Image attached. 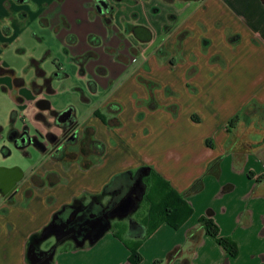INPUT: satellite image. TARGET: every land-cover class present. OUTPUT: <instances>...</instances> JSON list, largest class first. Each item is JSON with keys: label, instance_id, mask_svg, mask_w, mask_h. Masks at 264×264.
Returning <instances> with one entry per match:
<instances>
[{"label": "crops", "instance_id": "1", "mask_svg": "<svg viewBox=\"0 0 264 264\" xmlns=\"http://www.w3.org/2000/svg\"><path fill=\"white\" fill-rule=\"evenodd\" d=\"M94 1L0 0V43L12 35L17 16L27 20L26 8L38 7L43 10L40 23L50 26L59 42L44 50L53 71L62 70L55 63L60 53L80 78L78 84L65 85L67 73L52 81L54 93L35 95L30 82L25 85L20 78L24 84L16 86L13 79L19 77L12 76L15 88H29L22 97L20 89L16 99L32 108L45 149L34 147L33 165L22 170L12 191L0 192V264H31L29 244L55 213L63 207L70 215L79 206H107L112 194L101 192L110 179L142 166L186 196L192 207L186 221L173 228L160 220L148 231L147 205L140 220L113 225L115 219L132 217L142 193L132 211L111 214L91 242L65 238L50 259L35 264H131L127 244L141 256L138 264H264V118H241L227 129L251 99L264 103V0H121L124 8L113 4L110 24ZM154 1L159 11L151 10ZM53 4L55 12L46 14L45 5ZM151 11L170 17L153 20ZM125 22L147 29L149 37L140 39L131 29L122 32ZM89 34L101 43H88ZM86 51L95 57L79 75L74 58ZM147 81L156 84L152 91ZM68 90L76 93L73 103L61 110L51 107L49 96ZM84 105L90 110L80 120ZM52 109H70L75 126L73 136L48 146L46 133H62L48 115ZM6 130L0 125L1 136ZM0 147V159L10 155V149L3 152L6 144ZM4 168L14 167H0L8 173ZM202 216L211 217L219 234L236 243L235 256L205 233ZM40 248L46 252L48 246Z\"/></svg>", "mask_w": 264, "mask_h": 264}, {"label": "trees", "instance_id": "2", "mask_svg": "<svg viewBox=\"0 0 264 264\" xmlns=\"http://www.w3.org/2000/svg\"><path fill=\"white\" fill-rule=\"evenodd\" d=\"M87 42L93 45H99L101 43L100 38L94 34H89L87 36ZM47 57V53H45L40 59L31 57L26 67L32 69L34 73L29 85L35 95L42 92L45 94L54 93L55 88L52 86V81L67 77V73L58 67H56L51 73H47L42 66L43 60ZM94 57L95 54L92 51H86L82 55L74 58V61L78 65L79 75L84 74L85 63ZM96 72L102 73L98 67L96 68ZM13 80L16 86H22L24 84L23 80L20 78H14ZM88 83L90 90L94 91L95 87H92V81H89ZM145 83L149 91H152L156 86V84L152 82L147 81ZM82 99L86 100L85 97ZM252 116H255L259 120L264 118V103H258L256 100L251 99L239 114H236L227 122V129L235 127L241 118L250 120ZM14 118H16V114L15 111H12L10 120ZM23 126L27 128L26 125ZM62 137V133L60 135H56L52 132L46 133L47 140L56 144L62 140ZM32 138L33 142L31 145L40 150L45 149L44 143L39 140L36 135H33ZM261 142L264 143V135ZM2 149L4 152L5 148ZM145 178H148L149 183H146L144 180ZM101 193L112 194L107 207L110 209V213L114 216H124L126 213L132 211L137 205L136 199L141 197L143 193V196L149 205L148 213L145 218V224L148 225V231H151L160 220H164L173 228H178L192 213V207L187 201L186 196L173 189L166 180L153 172L148 166L139 167L134 173L131 171H125L114 175L104 186ZM199 223L205 233L213 237L225 252L230 256H235L237 254L238 248L236 243L230 237L221 236L219 234L218 226L211 217L202 216L199 218ZM127 247L131 252L129 261L131 264H138L141 260V256L137 253L136 248L129 246L128 244ZM183 264H188V261H184Z\"/></svg>", "mask_w": 264, "mask_h": 264}, {"label": "rangeland", "instance_id": "3", "mask_svg": "<svg viewBox=\"0 0 264 264\" xmlns=\"http://www.w3.org/2000/svg\"><path fill=\"white\" fill-rule=\"evenodd\" d=\"M111 1L115 6H117L120 10L124 8L123 2H118L121 0H108ZM155 1L151 6V10L154 8L159 11L161 9L159 6L155 5ZM159 5V4H158ZM29 10V18L27 20H22L21 18L16 17L15 21L13 22L11 32L12 35L10 38L3 39L1 37L0 43V125L3 128L8 127L10 123V119L12 116V111H17V115H19V119L17 120V125L22 126L25 124L29 127L30 130L27 129V134L36 135L38 137V132H36L35 125L37 124L34 122L32 108H28L24 102H19L16 97L18 91L22 97V93L24 89H29L28 86H23L21 88H15L12 84V76L16 75L19 78H22L25 81V85H28L30 82L33 74L32 69L26 68L31 57L33 58H42L44 54V50L47 48H57L59 44L56 34H54L52 28L50 26H46L40 23L39 16L41 10L37 7V9L27 7ZM45 13L49 14V12H55V5L53 6H46L45 5ZM161 17H159V12H150L151 19H165L167 18V14L161 13ZM121 27L118 32V36H121ZM124 32V29H122ZM136 41V40H135ZM134 41V42H135ZM129 42H133V40H129ZM128 42H126V45ZM130 50L131 47H128ZM112 54H118L116 51H112ZM55 63H59L62 67V71L69 74V77L65 80V85H75L80 82V78L77 77L76 72L77 68L74 69V65L67 62L63 57L61 58L60 53H55ZM52 59L45 58L43 61V68L47 72H52L55 68ZM12 69L14 73L11 74L5 73V69ZM66 87V86H65ZM63 88H61L62 90ZM76 94L73 91H61L59 93L53 94L49 96L51 104L53 108L56 109H64L68 103H73L74 99L73 96ZM87 106L84 105L81 109H79V117L80 120L84 118V116L90 110V107L86 108ZM35 118H38L36 115ZM7 130L4 132L3 136L0 134V146L6 144L7 147L10 149V155L7 157H2L0 159V167L3 165H10L11 167H21V170L27 172L29 168L33 165L32 161L33 153L35 150L33 149L34 146L31 145L25 147V149L17 150L11 143L7 141ZM1 133V132H0ZM39 138V137H38ZM40 139V138H39ZM48 146H51V142L46 140ZM1 148V147H0ZM147 201L145 198L141 201L139 207L134 211L132 217H126L124 219H115L112 224H120L123 223L127 226L130 225V220L135 218L140 220L142 216L146 213L147 210ZM114 229V227H113ZM125 238L127 237V233L124 234ZM54 242V237H49L47 240L43 242V246H47L49 243Z\"/></svg>", "mask_w": 264, "mask_h": 264}, {"label": "flooded vegetation", "instance_id": "4", "mask_svg": "<svg viewBox=\"0 0 264 264\" xmlns=\"http://www.w3.org/2000/svg\"><path fill=\"white\" fill-rule=\"evenodd\" d=\"M95 9L104 15V21L106 24H110L113 19V15L115 13V7L113 3L108 0H95L94 1ZM170 17V16H168ZM167 25L164 24L163 27ZM131 29L134 31L135 35L140 39H146L149 37V32L147 29H143L141 26L133 25L129 22L124 23V30ZM53 119V124H56L62 129L63 137L73 136V128L75 124H73V118L71 115H67L63 112L53 113L52 111L48 112ZM27 129L24 126L17 125L16 118L10 120V123L7 127V141L11 143L17 150L25 149V147L31 145L33 142V135L27 134ZM56 144V143H55ZM6 150L8 147H4ZM18 169L17 167H15ZM15 175L14 171L5 173L0 169V192L4 191L6 184L8 181ZM92 205V204H91ZM79 206L80 210L77 212L75 218L71 222H66L68 217L70 216L68 212H61L55 217L54 223L66 222L65 225V238L71 239L77 244L86 243L94 238H96L102 230L109 224V220L111 219L110 209L105 205H101L99 208H93V206ZM92 213V214H91ZM72 228V232L69 229ZM42 242L37 243V238L30 242L31 249H34L35 253H32L31 250L30 255L35 262L46 261L53 250L58 245L57 241L51 242L48 244V248H46V252L40 248ZM45 250V249H44Z\"/></svg>", "mask_w": 264, "mask_h": 264}, {"label": "water", "instance_id": "5", "mask_svg": "<svg viewBox=\"0 0 264 264\" xmlns=\"http://www.w3.org/2000/svg\"><path fill=\"white\" fill-rule=\"evenodd\" d=\"M146 38H148V37H146ZM50 111H52L53 113H57L58 112L57 110H53V109L50 110ZM60 112H63L65 114L69 115V116L71 115V110L70 109H65V110L60 111ZM4 170H6L8 172H11L13 170L14 173H15V175L8 181V183L6 184V187L4 188V191L8 193V192H10V191H12L14 189V187L16 186L18 180L20 178H22L23 171L22 170L19 171L15 167L14 168H4ZM62 210H64V207L60 211L55 213L53 215L51 221L46 226L43 227V229L40 232L39 237L37 238V243L42 241V240L47 239L51 235L54 236V238H55V240L57 242H60V241L65 239V236H66L65 235V231L66 230H64V229H65V225L67 224L66 222H68V223L71 222L75 218V216H76V214H77V212L79 210L77 209V210L73 211L70 214V216L68 217V219L66 220V222H61L59 224L58 223H54L55 217L58 214H60L62 212ZM72 230H73L72 228L69 229L70 232H72ZM31 250H33L32 253H35L34 249H31V245H29V247L27 249V258H28V260H29V262L31 264H35V261L32 259L31 255H30ZM51 256L52 255H50L49 259L51 258Z\"/></svg>", "mask_w": 264, "mask_h": 264}]
</instances>
